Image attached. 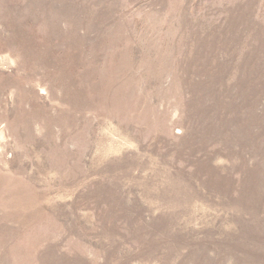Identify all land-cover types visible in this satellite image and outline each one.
Masks as SVG:
<instances>
[{"label":"rangeland","instance_id":"374dc122","mask_svg":"<svg viewBox=\"0 0 264 264\" xmlns=\"http://www.w3.org/2000/svg\"><path fill=\"white\" fill-rule=\"evenodd\" d=\"M0 264H264V0H0Z\"/></svg>","mask_w":264,"mask_h":264}]
</instances>
